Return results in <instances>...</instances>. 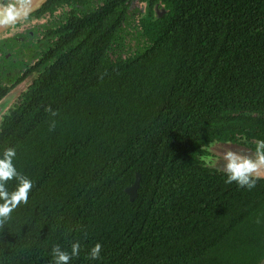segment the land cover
Masks as SVG:
<instances>
[{"label": "trees", "instance_id": "trees-1", "mask_svg": "<svg viewBox=\"0 0 264 264\" xmlns=\"http://www.w3.org/2000/svg\"><path fill=\"white\" fill-rule=\"evenodd\" d=\"M129 1L72 14L51 63L2 116L0 159L14 148L33 187L0 228V264H52L53 246L71 253L75 241L69 264L264 257V178L238 187L201 158L213 141L264 140V0H142L148 46L111 59Z\"/></svg>", "mask_w": 264, "mask_h": 264}, {"label": "rangeland", "instance_id": "rangeland-1", "mask_svg": "<svg viewBox=\"0 0 264 264\" xmlns=\"http://www.w3.org/2000/svg\"><path fill=\"white\" fill-rule=\"evenodd\" d=\"M106 1L107 0H92L91 5H84V7H57L51 11L53 12L52 14H46L40 18H34L21 28L16 29L11 35L4 37L3 46L6 47V43H9L11 47L7 48V51L16 50V48H18L20 51L29 42L32 44L36 43V46H34L32 49V54L29 56V58H26L23 64H19V67L17 62L19 61L20 63V57L15 62H6L5 59L1 61L0 76L2 83L8 85L14 83L19 74L25 71L26 67L35 63L39 57L43 55L45 52L44 50L49 49L50 45L51 47L54 45L53 40L56 36L49 35V29L58 27L61 23H63L72 10L76 13L95 10ZM142 5V0L129 1L126 13L124 15V20L120 24V29L118 30L116 38L112 42L109 51V56L111 59L124 58L138 52H143L148 46V42L142 34L141 25L139 23L141 14L143 13ZM19 51H17L18 55L20 53ZM12 63L15 65L6 67L7 64L11 65ZM33 77L34 76L32 75L30 79L32 80ZM5 100H8V105L6 108H8L7 113H9L13 108H15L16 104L22 100V86L18 85L14 87L7 97H5ZM4 113H6L5 110ZM3 114L0 117V122ZM203 157L204 156H201V158ZM219 157L220 155L214 152L211 153L209 151L208 155L205 156L203 160L205 161L206 165L210 166L213 164V160L215 162Z\"/></svg>", "mask_w": 264, "mask_h": 264}, {"label": "clouds", "instance_id": "clouds-1", "mask_svg": "<svg viewBox=\"0 0 264 264\" xmlns=\"http://www.w3.org/2000/svg\"><path fill=\"white\" fill-rule=\"evenodd\" d=\"M13 11L9 8L6 15L0 18V25L10 23L14 20ZM45 111L50 115L56 116L58 113L49 107ZM55 121H53L49 130L53 131ZM16 155L14 148H8L3 153V158L0 159V228L10 219L11 213L20 205L27 204L29 193L33 187L32 182L24 175L17 172L13 165V159ZM260 168H264V141L258 143L256 150V158L243 157L233 151H228L224 157V172L227 176L226 183L235 182L238 187H247L249 190L255 187V179L253 173H256ZM15 179L17 187L13 191H9L6 183ZM101 245L99 243L93 246L88 258L97 260L100 258ZM80 252V243L75 241L71 244V253L62 249L60 245H54L51 249L52 264H69L72 257L78 256Z\"/></svg>", "mask_w": 264, "mask_h": 264}, {"label": "flooded vegetation", "instance_id": "flooded-vegetation-1", "mask_svg": "<svg viewBox=\"0 0 264 264\" xmlns=\"http://www.w3.org/2000/svg\"><path fill=\"white\" fill-rule=\"evenodd\" d=\"M91 1L92 0L88 1L86 3V6L91 5ZM47 2H48V0H46V2H44L40 6V8H38L37 10L31 12L29 15H27L25 17L20 18L17 22L13 23L10 27L0 31V64H1V61L3 59H5L6 62H10V61L15 62L20 57V63H19V61L17 62L18 67H19V64H23L25 59L29 58V56L32 54V49L34 48V46H36L35 45L36 43L32 44L31 42H29L20 51L18 50V48H16V50H12V51L8 50L7 51V48H11V47H10L9 43H6V47L3 46V42H4L3 38L4 37L11 35L12 33H14V31L16 29L21 28L23 25H25L27 22H30L34 18H40L46 14H52L53 12H51V11L57 7H60V8L67 7V6H69V7H73V6L84 7V5H82L80 2H78V0H61L59 2V4L53 3V4H49V5L45 6V4ZM24 3H25V0H0V6L3 7L4 9H7V10L9 8L12 9L15 7H21L24 5ZM161 10L163 11V9H158V15H159ZM91 11H93V10H91ZM91 11L76 13L72 10L70 12L69 16L66 18V20L63 23H61L58 27L49 29L48 34L56 36L55 39L53 40L54 43L62 35V30L61 31H59V30L61 29V27H63L66 24L67 20L70 18V16L72 14H76L77 16H82L85 13H89ZM163 13H164V11H163ZM49 48H51V45L49 46ZM17 51L20 52L19 55L17 54ZM44 51L45 52L43 53V55L41 57H39V59L35 63L26 67L25 71L22 72L21 74H19V76L15 79L14 83H12L10 85L4 84V83H2L1 76H0V86L2 85V86L10 88L5 93V95L0 99V102L2 100H4L5 97H7V95L11 92V90L18 85L22 86V93L25 92L27 90L28 86L31 84V82L37 78L38 74L45 71L46 67L51 63V61H43V58H44L46 52L48 51V49L44 50ZM14 65H15L14 63H12L11 65L7 64L6 67L14 66ZM32 75L34 77L31 80L30 78ZM7 111H8V108L5 109V112H7ZM241 135H243V136H240L241 137L240 140L245 143L244 145H246L247 147H249L255 151L257 150L258 143L260 141H264L263 139H260V138H257V139L251 138L250 139V138H247L244 134H241ZM207 155L208 154L203 155V156L205 157ZM204 157L202 159H204Z\"/></svg>", "mask_w": 264, "mask_h": 264}, {"label": "water", "instance_id": "water-1", "mask_svg": "<svg viewBox=\"0 0 264 264\" xmlns=\"http://www.w3.org/2000/svg\"><path fill=\"white\" fill-rule=\"evenodd\" d=\"M46 2V0H25V3L21 7L12 8L14 20L7 24L0 25V31L10 27L13 23L17 22L20 18L29 15L31 12L40 8V6ZM7 9H4L0 6V18H3L6 15ZM163 14L161 10L159 16ZM8 105V100H2L0 102V117L4 113L5 108ZM211 153L214 152L220 155L210 167L223 170L224 168V157L226 152L233 151L243 157L256 158V151L247 147L244 144H240L233 141H213L206 147ZM253 177L264 178V168H260L256 173H253ZM140 183V175L136 173V177L132 185L126 188V192L129 195L130 200H133L137 196V189ZM258 264H264V257Z\"/></svg>", "mask_w": 264, "mask_h": 264}]
</instances>
